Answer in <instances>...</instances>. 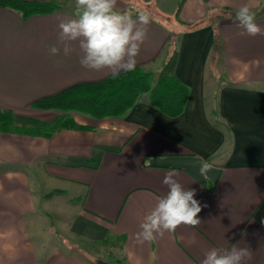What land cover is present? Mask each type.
Listing matches in <instances>:
<instances>
[{"label": "crops", "instance_id": "obj_1", "mask_svg": "<svg viewBox=\"0 0 264 264\" xmlns=\"http://www.w3.org/2000/svg\"><path fill=\"white\" fill-rule=\"evenodd\" d=\"M179 1L183 26L149 14L136 66L159 69L178 29L174 73L189 88L180 114L161 112L144 93L118 117L73 114L86 130L62 128L49 137L0 132V264H201L207 250L233 243L252 250L245 264H264V35L251 37L234 21L247 4L264 28V0L155 3L172 13ZM122 5L117 0V10ZM73 13L23 17L0 6V110L48 122L60 111L33 101L112 75L83 68L76 44L67 57L49 53L53 45L62 49L58 24ZM198 157L215 164L207 179ZM169 172L206 205L201 224L140 242L139 226L167 193L162 181ZM48 203L62 239L38 209L48 211Z\"/></svg>", "mask_w": 264, "mask_h": 264}, {"label": "clouds", "instance_id": "obj_2", "mask_svg": "<svg viewBox=\"0 0 264 264\" xmlns=\"http://www.w3.org/2000/svg\"><path fill=\"white\" fill-rule=\"evenodd\" d=\"M257 14L245 4L235 11L234 21L251 37L264 35V28L256 21ZM73 16L59 22V41L63 47L50 46L51 55L59 56L62 51L67 57L76 51L73 46L76 44L81 53L79 63L87 70L107 69L115 78L121 71L135 69L151 22L148 12L141 11L133 17L131 12L117 10V0H75ZM227 18L233 17L229 14ZM197 159L200 161L199 174L207 179L215 164L202 157ZM174 176V172L165 175L162 183L168 191L158 198L156 206L140 224L137 233L140 242L175 233L180 226L195 228L201 224L198 214L206 205L195 199V189L185 188ZM239 244L233 243L230 249L207 250L201 264H245L246 260H251L252 250Z\"/></svg>", "mask_w": 264, "mask_h": 264}, {"label": "trees", "instance_id": "obj_3", "mask_svg": "<svg viewBox=\"0 0 264 264\" xmlns=\"http://www.w3.org/2000/svg\"><path fill=\"white\" fill-rule=\"evenodd\" d=\"M0 6H9L21 12L23 17L37 13H49L60 9L61 3L35 0H0ZM181 1L176 5L175 19H178ZM126 12L125 9L119 10ZM137 9L133 13H140ZM169 46L167 58L157 73L135 66L130 72L121 71L120 75L108 76L94 82H81L69 86L58 93L45 96L31 103L33 107L43 109H61L78 111L90 117H118L130 109L142 94L147 93V101L169 115L176 116L183 111L189 88L174 73L178 51L176 42ZM62 128L89 129L90 126L79 124L70 115L60 116L51 122L15 114L12 110H0V132H19L32 135L51 136ZM97 264L102 261L94 259Z\"/></svg>", "mask_w": 264, "mask_h": 264}, {"label": "rangeland", "instance_id": "obj_4", "mask_svg": "<svg viewBox=\"0 0 264 264\" xmlns=\"http://www.w3.org/2000/svg\"><path fill=\"white\" fill-rule=\"evenodd\" d=\"M121 2H122V7H125V8H123V9H125L126 10V12H128V11H132V12H135L137 9H141L142 11H146V12H148L151 16H154L155 18H158L159 20H161V21H163V22H165V23H168V25H173L175 22L174 21H176V19H175V17H174V12H175V9H176V7H175V9H174V11L172 12V13H164V12H162V11H159L160 9H159V6L155 3V0H147V1H143V0H121ZM61 8H65V9H67V10H71V11H73L74 12V8H75V5L74 4H72V3H61ZM164 8L165 9H167V6L166 5H164ZM118 10H122V9H118ZM165 11V10H164ZM176 25L178 26V24L176 23ZM181 25V24H180ZM181 26H183V25H181ZM177 32H178V29L177 30H175V31H173V33L171 34V37H170V39H169V44H168V48H167V54H168V51H169V46L171 45L172 47H174L173 46V41L175 40V42H176V35H177ZM167 58V57H166ZM159 69H157L156 71H152V72H154V73H157V71H158ZM53 109H55V110H58V111H60L59 112V114L54 118V119H56V118H58V117H62V116H65V115H70V116H72L73 117V114L75 115H77V117L78 118H80V117H90L89 115H87V114H84V113H81V112H78V111H74V110H70V111H65V110H61V109H57V108H53ZM74 118V117H73ZM93 118V117H92ZM53 119V120H54ZM75 119V118H74ZM52 121V120H51ZM51 121H48V122H51ZM76 121V120H75ZM77 122V121H76ZM78 123V122H77ZM80 124V123H79ZM85 125V124H84ZM31 177L32 178H34V182H33V185H35L36 186V184H35V178H37V176L34 174V173H32L31 174ZM48 185V184H47ZM46 185V183H42V185H41V187L42 188H45V187H48ZM34 186V187H35ZM56 191V190H55ZM33 192L35 193V191L33 190ZM53 192V191H52ZM52 192H49V193H46V194H44V196H43V198H49V197H51L52 195ZM42 195H43V193H42ZM41 195V196H42ZM46 201V200H45ZM42 204L44 205V202L42 201ZM43 205H39L38 206V209H40V210H42L43 211V213H47L48 214V216H49V223H48V231L49 232H51V233H53V234H56L57 235V237H59V239H62L63 237H62V235H59L60 234V232L59 231H57L58 230V227H56V225H55V223H54V216L55 215H52L50 212V210H49V208H50V203H48V206H47V208H48V211H47V209H43L42 208V206ZM45 211V212H44ZM102 260V259H101ZM102 261H104V260H102ZM96 262V261H95ZM106 262V261H105ZM108 263V262H107ZM109 264V263H108Z\"/></svg>", "mask_w": 264, "mask_h": 264}, {"label": "water", "instance_id": "obj_5", "mask_svg": "<svg viewBox=\"0 0 264 264\" xmlns=\"http://www.w3.org/2000/svg\"><path fill=\"white\" fill-rule=\"evenodd\" d=\"M99 264H108L107 262H105V261H100V263Z\"/></svg>", "mask_w": 264, "mask_h": 264}]
</instances>
